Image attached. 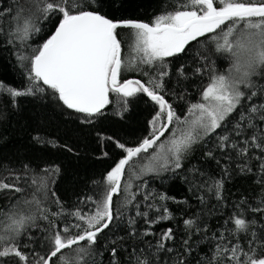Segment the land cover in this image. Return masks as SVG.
Wrapping results in <instances>:
<instances>
[{"label":"snow or ice","instance_id":"1","mask_svg":"<svg viewBox=\"0 0 264 264\" xmlns=\"http://www.w3.org/2000/svg\"><path fill=\"white\" fill-rule=\"evenodd\" d=\"M104 8V0H25L23 4L14 0L13 6L0 5V46H11L25 69L22 87L0 82V96H7L13 107L20 97L43 99L49 90L84 123L104 114L110 93L119 97L121 106L138 94L156 106L148 136L131 146L114 140L122 155L103 182H93L100 185L98 197H82L73 209H66L52 190L58 166L37 174L23 164L20 172L9 171L0 178V194L7 198L0 206V264H102L99 238L107 237L114 222L122 219L127 235L137 243L118 250L112 241L109 264H264V0H175L173 10L162 11L151 23L114 21ZM57 16L51 34L32 47L29 41L40 33V24L52 23ZM118 29L132 34L127 59L122 57ZM192 42L203 49L198 53L199 65L189 70L178 66L175 75L182 83L192 71L201 77V87L199 98L181 114L165 96H184L170 92L165 78L172 74L169 58L184 54ZM205 45L229 61L225 71H217ZM129 71L148 79L122 80V73ZM205 76L207 83H203ZM34 140L49 143L40 136ZM200 144L205 146V161L214 162L218 173L196 164L186 168L193 147ZM179 172L199 204L214 199L217 211L225 206L226 181L234 176L251 177L260 190L259 199L242 197L233 203L219 232L209 235L207 222L193 214L184 220L186 238L179 248L171 246L175 240L171 228L152 244L145 238L155 233L140 231L137 221L155 225L172 219L163 202L175 198L144 192V177ZM138 195L145 202L161 203H145L142 210ZM114 196L120 197L117 204ZM89 204V211L80 207ZM153 209L161 214L150 218ZM129 211L134 215L126 216ZM38 220L48 226L40 229L45 233L43 243L32 246L31 230L39 227ZM201 232L199 239L209 240L210 250L203 257L193 255L197 242L192 236ZM119 251L127 253L124 262Z\"/></svg>","mask_w":264,"mask_h":264},{"label":"trees","instance_id":"2","mask_svg":"<svg viewBox=\"0 0 264 264\" xmlns=\"http://www.w3.org/2000/svg\"><path fill=\"white\" fill-rule=\"evenodd\" d=\"M105 14L114 21L125 19L138 20L151 23L153 18L162 11L173 10L175 0H104ZM25 3V0H19ZM0 5L4 7L13 6L14 0H0ZM55 17L52 23L45 21L40 24L41 31L36 34L29 43L36 47L43 43V40L54 30ZM122 39V57L127 59L129 50L126 38L132 36L128 29H118ZM208 47L211 53V46ZM203 52L200 44L190 43L184 54L169 58V68L171 75L166 79V87L170 92L183 95V99H176L168 95L165 99L176 108L178 113L183 114L188 103L196 102L199 98L201 87V77L189 71V78L180 83L175 75L178 66H185L186 70L194 69L199 65L198 53ZM211 58L216 62L217 71L223 72L229 67V61L223 56L211 53ZM147 70V69H146ZM138 78L146 82L148 77L140 72H123V79ZM0 82L13 87H22L25 83V69L20 66L14 55L11 46H0ZM203 83H207V76L203 78ZM46 87V86H44ZM111 103L104 109V114L93 118L91 123L82 122L83 118H77L72 110H67L51 94L41 99L39 96L20 97L17 99V106L13 107L7 96H0V112L4 113V118L0 119V178L8 175L9 171L20 172L23 164H28L37 174H41V169L50 166H58L59 174L55 176V182L51 185L56 196L60 198L66 209H73L78 201L85 196H97L101 191L99 184L93 182H103L106 173L114 166L115 162L122 155V152L115 147L114 140L125 142L128 145H135L149 134V121L156 111L154 102L150 101L144 94L127 98V103L121 106L119 97L110 93ZM168 133L165 134L167 136ZM40 136L49 141L47 144H37L34 137ZM109 137L113 138L112 140ZM165 139L164 137L161 138ZM71 149L69 151L68 149ZM203 144L195 145L186 162V168L190 164H196L201 168H208L212 173H218L220 169L212 161H205ZM224 163V161H222ZM230 165L232 162H228ZM183 172L175 175L163 173L159 176L150 174L144 177L147 181V188L144 192L152 191L154 194H166L174 197L175 201L167 200L163 202L172 219H164L155 225H146L143 221H137V228L140 231L149 229L154 232V236L146 237V241L152 244L159 239L160 235L168 228L175 233V240L170 242L174 248H179L186 238L184 220L192 218L196 214L207 222V232L210 234L221 231V225L232 210L233 203L239 202L242 197H247L249 201L259 199L260 190L252 183L251 177L242 178L234 176L225 184V206L217 211V202L209 199L207 205H201L189 191L188 184L182 179ZM140 184L142 181H136ZM133 191H136L134 188ZM18 195V194H17ZM12 197L11 193L7 194ZM137 201L141 204V209L145 203H153L159 206V200H142L137 196ZM114 204H117L120 197L114 196ZM187 201V203H184ZM7 203L5 194H0V206ZM52 211H56V206L49 204ZM85 211L91 209V205H80ZM161 213L150 211V218H154ZM134 215L129 211L126 216ZM51 218V217H50ZM202 221H198L201 223ZM39 227L31 230L34 244L42 241L45 235L41 228H46L47 222L37 221ZM61 223V221H57ZM118 225V227H117ZM128 226L126 220L114 222L113 230L107 233V237L101 235L99 238L102 255L98 260L102 264H109V250L115 247L127 248L135 245L137 241L127 235ZM193 235L192 240L196 241V251L194 256L203 257L209 252V240H200L199 236ZM124 239L121 240L120 238ZM30 246V247H32ZM37 251H42L37 248ZM66 253L69 250H64ZM127 253L119 251V258L125 261ZM163 255V254H161ZM191 259V257H190Z\"/></svg>","mask_w":264,"mask_h":264},{"label":"rangeland","instance_id":"3","mask_svg":"<svg viewBox=\"0 0 264 264\" xmlns=\"http://www.w3.org/2000/svg\"><path fill=\"white\" fill-rule=\"evenodd\" d=\"M126 41H127V46L130 45L132 43V36H128L126 38ZM128 50H129V47H128Z\"/></svg>","mask_w":264,"mask_h":264},{"label":"water","instance_id":"4","mask_svg":"<svg viewBox=\"0 0 264 264\" xmlns=\"http://www.w3.org/2000/svg\"><path fill=\"white\" fill-rule=\"evenodd\" d=\"M130 79H138V78H130ZM114 198V197H113Z\"/></svg>","mask_w":264,"mask_h":264}]
</instances>
